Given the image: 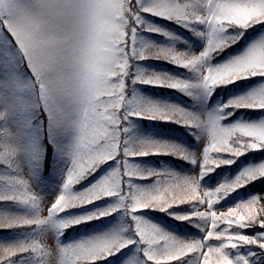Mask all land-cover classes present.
I'll return each instance as SVG.
<instances>
[{
  "label": "snow or ice",
  "instance_id": "1",
  "mask_svg": "<svg viewBox=\"0 0 264 264\" xmlns=\"http://www.w3.org/2000/svg\"><path fill=\"white\" fill-rule=\"evenodd\" d=\"M258 182L264 0H0V264H264V190L218 210Z\"/></svg>",
  "mask_w": 264,
  "mask_h": 264
},
{
  "label": "trees",
  "instance_id": "2",
  "mask_svg": "<svg viewBox=\"0 0 264 264\" xmlns=\"http://www.w3.org/2000/svg\"><path fill=\"white\" fill-rule=\"evenodd\" d=\"M146 90L148 92H150L151 94H154V95H161V93L165 92V90L161 91L162 89H156V88H151V87H147V86H146ZM168 92H170L168 95H170L172 93L171 90H168ZM218 95L224 96V98H227V93L223 92L221 90H218ZM146 123H148V126H152L153 129L159 128L161 135H166V134H169V135L171 134L172 135L173 132L179 131L181 135L179 137L177 136L178 138H181L182 140H185V141H188V142L189 141L192 142L191 138L187 135V133L183 129L179 128L176 125H165V124H160L158 122H149V121L143 122V124H146ZM250 158H252V157L249 156V157L242 158L241 161L238 162V164L233 166L231 169H227V168L219 169V170H217V173L213 174V176H216V178H217V174L222 175V174L227 173V172L233 173V170H236L237 167L240 166V164L244 163L247 159H250ZM145 159H146V161H152L154 163H158L157 158H154V157L145 158ZM160 159H163L164 161L172 164L173 166L178 168V170H179V168H184L185 169L188 166L187 164H184L183 162L175 161L174 158L163 157V158H160ZM213 176L211 178L210 183H212L214 181L213 180ZM260 190H264V182H258L255 185L249 186L247 189L240 190L239 193L233 194L232 198L229 201H227V202L233 201L234 198L238 197L242 193H245L246 191L255 192V191H260ZM5 206H3V204H2V205H0V208L1 207H5ZM184 206L185 207H189L188 205H184ZM184 206H181V208H183ZM73 211H75V210H73ZM145 214L150 215L151 218L154 221H157L158 223L165 224L167 226H171L172 229L178 230V232L181 233V234L186 233V232L187 233H191L194 230L197 231L194 228H191V227H188V226L179 225V222H175V221H173L171 219H168L169 217L166 216L163 213L147 212ZM108 222H109L108 220L94 221V222H92V223H90L88 225L77 226V227H75L73 229H69L68 232L65 234V238L66 239H72V238H75V237H77V236H79L81 234H85V233H88L90 231H96V230H98L100 228H103ZM15 231L18 232V230H4L3 232H0V236L9 235V234H15ZM112 259H114V260H112ZM112 259L109 258V260L103 262V264L116 263L119 260V257H112Z\"/></svg>",
  "mask_w": 264,
  "mask_h": 264
},
{
  "label": "rangeland",
  "instance_id": "3",
  "mask_svg": "<svg viewBox=\"0 0 264 264\" xmlns=\"http://www.w3.org/2000/svg\"><path fill=\"white\" fill-rule=\"evenodd\" d=\"M160 23H163L162 21H159ZM171 27V26H170ZM153 38H155V39H158V40H160V39H163L162 37H153ZM145 64H148V65H150L151 67H154V68H156V69H169L170 68V66L169 65H166V64H164L163 62H159V61H145L144 62ZM163 65V66H162ZM142 87H144V88H142V91L144 92V93H146L147 95H150V96H153V97H165V98H168V97H170L172 100H173V102H175V101H177V102H180L181 101V97L179 96L180 94H178V93H171L170 95H168L170 92H168V90L167 89H162L161 91H163V90H165V92H163V93H161V95H154V94H151L150 92H148L147 90H146V86H142ZM183 99H185V100H187V98L186 97H184ZM188 103L190 104L191 103V101H188ZM142 127L144 128V130L145 131H152V132H154V133H156L157 135H160V136H163V137H165V138H173V139H176V140H178V141H181V142H187V143H189V144H191L192 142H188V141H185V140H182L181 138H178L181 134H180V132L179 131H177V132H173L172 133V135L170 134H166V135H161L160 134V130H159V128H155V129H153V127L152 126H148V123H146V124H143L142 125ZM181 130V129H180ZM164 133V132H163ZM178 136V137H177ZM202 147V143L200 144V145H197L196 146V151L197 152H199V150H200V148ZM146 162H149V163H152V164H157V163H154V162H152V161H146ZM188 167H190L189 165L185 168V169H187ZM237 169H238V167H237ZM236 169V170H237ZM236 170H233V173L232 174H234L235 173V171ZM227 173H229V172H227ZM188 174H192L191 172H189ZM220 176V174H217V178ZM25 178H27V177H25ZM216 176H213V182L212 183H215V181H216ZM144 183H151V181L149 180V181H144ZM35 190H37L38 191V189H35ZM249 193H252L251 191H246L245 193H242L241 195H239V196H246L247 194H249ZM55 195H56V193H52V194H50V195H48V197H47V199H46V201H45V204H48V203H50L53 199H54V197H55ZM237 198V197H236ZM236 198H234V200L236 199ZM234 200L233 201H231V202H227L228 204L227 205H222V206H219V208H218V210L219 211H225L226 210V208H227V206L228 205H231L233 202H234ZM6 204H3V206H5ZM5 207H9V205H6ZM5 207H1V208H5ZM188 209V207H183V208H179V209H176L177 211H185V210H187ZM200 210L201 211H203V210H205L204 208H200ZM75 211H79V210H75ZM45 215H46V211H45V213H44ZM145 215H147V216H149V217H151L150 215H148V214H145ZM168 219H170V218H168ZM169 227V229H172V227L171 226H168ZM100 229H102V228H100ZM100 229H98V230H100ZM98 230H96V231H98ZM19 231V230H18ZM16 232V231H15ZM91 232V231H90ZM89 233V232H88ZM191 233H197V231H192ZM85 234H87V233H85ZM15 234H9V235H4V236H0V240H8V239H11L13 236H14ZM202 234H199V233H197V236L199 237V236H201ZM185 238H191L190 236H188V235H185ZM112 259V258H111ZM112 260H114V259H112ZM113 264H119V260L116 262V263H113Z\"/></svg>",
  "mask_w": 264,
  "mask_h": 264
}]
</instances>
